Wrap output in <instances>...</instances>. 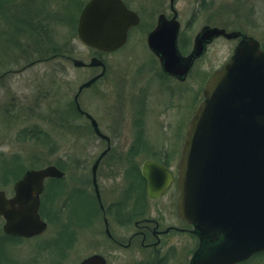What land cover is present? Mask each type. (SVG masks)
Instances as JSON below:
<instances>
[{"label": "rangeland", "instance_id": "rangeland-1", "mask_svg": "<svg viewBox=\"0 0 264 264\" xmlns=\"http://www.w3.org/2000/svg\"><path fill=\"white\" fill-rule=\"evenodd\" d=\"M86 1L15 0L14 4L9 5L31 7L37 13L38 23H46L48 17L54 21L56 13H62L67 5L72 6L74 2V5L78 4L80 7ZM127 2L138 11L141 16L140 23L132 30L130 40L124 47L104 56L109 66L105 75L78 96L82 109L98 118L100 130L111 137L112 146L116 149V158L103 161L96 171L97 188L105 201L118 199L125 189H134L137 184L143 185L138 178V168L144 158L137 157L128 164L122 153L138 129L134 124L135 117L130 112L133 99L139 96L138 99L148 104L144 128L153 151L172 148L174 143L169 140L172 139L173 130L180 131L181 125L182 130V121L188 116L184 99L161 91L158 85L155 88L156 82L147 81L152 68L149 63L150 53L144 41L145 35L155 25L159 14L164 13L167 17L172 15L168 6L169 0ZM1 4L0 0V6ZM174 7L181 24V39L186 46L187 39L202 25L208 24V21L232 26L238 19L264 46V0H175ZM61 15L58 16L62 17ZM65 32L63 28L52 25L54 44L64 41ZM230 46L231 42L216 41L197 67L210 70L219 66L227 57ZM3 47L1 45L0 50ZM78 47L80 50L81 45L78 44ZM82 50L79 57L89 62V54L93 50L87 46ZM50 63L52 61L47 65ZM19 65L21 63L2 58L0 72ZM44 67L38 64L31 69L36 75L33 79L34 87L26 85L29 72L18 78L17 75H13L15 78L10 75L9 79L0 81V168L13 167L15 172L19 171L18 176L28 168L59 165L66 176L47 180L42 196V209L47 212L49 220L46 234L26 240L22 238L14 243L0 237V264H44L45 255L48 252L51 255L52 251L53 264H78L94 252L104 256L106 264H144L149 259L146 249L139 246H131L129 249L117 247L105 237L93 189L87 185L91 178V165L95 156L105 147V143L99 142L91 134L88 124L78 116L72 99L79 85L98 73L99 69L82 68L80 65L77 68L69 66L67 69L52 65L48 69ZM35 83L38 88H35ZM175 85L179 89L184 86ZM133 86L148 91L145 94L136 93V90H131ZM30 89L34 90L35 97L29 105L30 108L26 103L20 102L25 107L17 112V107L12 104L13 98L23 95L20 93L33 95ZM173 157L170 160L174 162L176 156ZM108 162L111 163L110 167ZM165 203L164 197L146 205L149 210L161 209L162 213L172 218L175 210H171ZM96 220L98 222L93 225ZM110 227L111 233L126 243L132 227ZM196 245V238L188 234L172 235L167 245L163 246V250L167 248V264H179L188 260ZM238 264H264V254L258 257L255 254L247 262Z\"/></svg>", "mask_w": 264, "mask_h": 264}, {"label": "water", "instance_id": "water-1", "mask_svg": "<svg viewBox=\"0 0 264 264\" xmlns=\"http://www.w3.org/2000/svg\"><path fill=\"white\" fill-rule=\"evenodd\" d=\"M79 13L77 32L83 44L109 53L125 43L128 29L139 22L122 0H87ZM178 28L175 14L168 19L161 13L146 41L163 71L180 79L213 36L237 35L204 26L192 51L182 56L176 42ZM88 65L103 69L80 84L76 102L80 91L104 73L98 58L92 57ZM204 89V100L187 123L177 162L176 212L194 224L199 238L192 264H236L264 251V51L258 42L245 37ZM86 116L96 134L103 136L94 118ZM107 149L92 166L95 185L96 169ZM141 173L150 198L158 197L172 179L170 171L155 161H145ZM47 177L61 178L64 172L55 165L30 168L16 182L13 198L5 200L0 192L4 231L32 236L45 230L38 206ZM79 264H105V259L94 254Z\"/></svg>", "mask_w": 264, "mask_h": 264}, {"label": "flooded vegetation", "instance_id": "flooded-vegetation-1", "mask_svg": "<svg viewBox=\"0 0 264 264\" xmlns=\"http://www.w3.org/2000/svg\"><path fill=\"white\" fill-rule=\"evenodd\" d=\"M2 4L0 6V46L3 45L4 47L0 50V59L9 58L12 62H19L21 65L15 67V68H9L5 69L2 72H0V81H3L4 79H9L10 75L11 77L15 78L13 75H17L16 78L21 76L22 74H26L29 72V79L26 82V85H31L34 87V77L36 76L31 69L35 67L38 64L44 65V69H48L50 65L55 66L56 68H62L67 69L69 66H72L73 68L79 67L75 61H82L81 57H79V53H83V47L85 44L84 42L79 38L78 36V19H79V12L81 11L82 7L85 3H82L79 7L78 4L74 5V2L70 5H67L65 10L62 13H56L55 20H51L50 17L47 18L46 23H38L37 17H36V11L33 8H22V7H16V6H10L9 4H14L15 0H1ZM125 6L134 11L138 17L139 22L136 25H133L129 28L127 32V38L126 41H124V45H122L120 48L124 47L128 40H130V34L133 32L132 30L137 27V25L140 23L141 16L139 15L138 11L131 6L127 0H122ZM175 0H169V8L172 13L170 17H167L170 19L173 17V15H176V19L178 17V12L174 7ZM77 3V2H75ZM27 8V11H26ZM62 14V15H61ZM58 15H61L62 17H59ZM178 20V19H177ZM179 22V21H178ZM249 24V23H248ZM52 25L55 27L63 28L66 32L64 34V41H62L60 44H54L52 41ZM188 25V24H187ZM156 26L153 25L150 30L145 35V44L147 47V50L149 51L150 55V65H151V73L147 77V81L156 82V87H160L165 93H171L174 95L180 96L184 101H186L185 108L188 107V116L183 122V128L181 130L182 125L180 126V131L173 130L174 134L172 136V139L169 140V142L174 143L172 148H163L162 150L159 149V151H153L152 145L150 143L149 135L145 134V128H144V120L146 118V112H148L146 105H148L144 100L138 99L139 96L133 99V103L130 105V112L135 117V123L138 127L136 130L134 136L131 137L129 140L127 146L124 148L123 152L127 163L130 164L131 161H133L135 158L140 157L144 158L141 166L139 169L138 174H140L141 178H139L143 185L139 186L140 184H137V186L134 189L128 188L125 189L124 192H122L121 196L117 198H113L106 201L103 199L97 183L96 185L93 183V175H92V166L98 156L101 155V153L106 149V153L103 155V157L100 159L98 167L100 164L107 160L112 159V157H115L114 151L116 150L112 146V139L111 137L107 136L100 130L99 120L96 116H93L89 112L82 109L80 106V110L77 108L76 101L74 100V96L72 99V103L75 107V110L78 114V116L82 119L83 122H86L88 124V128L91 132V134L96 137L99 142L101 141L103 144L105 143V147L95 156V159L93 161V164L91 165V178L89 183L87 185L89 187H92L93 194L95 197V200L98 205V209L101 215V219L103 222V233L105 234V237L109 239V241L117 247L126 248L129 249L131 246H139V248L146 249L147 255L149 259L144 262V264H167V257L165 254V250L163 246L167 245V242H169V239L172 235H178V234H188L192 238H196L197 245L193 248L188 260H184L179 262V264H192V259L195 250L199 246V238L197 233L195 232V226L194 224L187 223L179 218V216L176 213V201L178 197V186H177V165L179 162V158L181 156V149L183 145V138L184 134L186 132V126L190 118L192 117L194 111L198 107V105L203 101L204 99V88L208 81V79L212 76V74L221 68L232 56H234V52L236 49V46H238L240 43H244L245 37H250L256 40L259 44V47L264 49V46L262 43L256 39L253 35V33H250L248 30L244 28L242 25V22L238 19L235 23H232V26L229 24H218V23H211V21H208V24L202 25L196 32L188 38V45L186 46L185 42L182 41L181 36V29H180V22H179V28L177 32V48L178 51L182 56H187L193 48L194 40L196 35L201 31V29L204 26H208L211 28H218L223 29L225 33H236L237 35L233 37H225V35L222 36V34L213 36L208 43H206L203 52L200 56L194 58V61L190 68L188 69L187 74L183 79L178 78L177 76L167 74L165 71H163L159 59L157 56L150 51L148 45H147V36L148 34L154 29ZM218 40H224L226 42H231L229 53L227 54V57L223 60V62L210 70L205 68H198L197 64L202 61V59L206 56L209 48L211 45H213ZM183 42V43H182ZM78 44L81 45L80 50L78 47ZM6 45V47H5ZM186 47V48H184ZM120 48L116 49L115 51L119 50ZM93 53L89 54V60L92 57H96L99 60H101L104 64V73L107 72L109 66L107 63V60L104 58L106 54H109V52L100 51L96 49H92ZM112 51V52H115ZM111 53V52H110ZM50 65H47L49 62H51ZM54 61V63H53ZM89 68V69H99L100 73L103 69L102 65L98 66H85L83 65L82 68ZM96 73L95 75H97ZM102 73L99 78H97L92 84H90L89 87L93 86L97 81H99L105 74ZM94 75V76H95ZM84 83V82H82ZM81 83V84H82ZM175 84H184L183 89H179L178 86ZM80 87V85H79ZM78 87V88H79ZM87 87V88H89ZM35 88H38L35 83ZM81 90V92L84 89ZM33 92V95H25L24 93H20L23 95H17L13 98L12 104L14 107L16 106L18 110H21L20 108L23 107L20 102L26 103L25 105L29 107V105L32 104V100L35 98L34 96V90L30 89ZM131 90L135 91L136 93H143L145 94L146 89L139 88L136 89V86L131 87ZM37 94L40 92V89L36 91ZM36 94V96H37ZM81 94V93H80ZM79 96V95H78ZM78 101V98H77ZM79 103V102H78ZM17 104V105H16ZM130 104V102H129ZM80 105V104H79ZM25 107V106H24ZM23 107V108H24ZM22 108V109H23ZM30 108V107H29ZM17 111V112H18ZM86 113H89L95 120L96 126L98 127L99 131L103 134V136L97 135L92 124L91 119L86 116ZM180 122V124L182 123ZM141 126V127H140ZM176 128V127H175ZM228 139H231V137H228ZM115 149V150H114ZM173 155L176 156V159L174 162L170 159H174ZM120 157V156H117ZM155 161L157 163H160L164 166L168 171H170V174L172 176V179L166 189L159 194L156 198H150L147 194V180L142 176L141 169L142 165L145 161ZM111 162V161H110ZM108 162L109 166H111V163ZM133 168L135 169L134 165ZM27 170V169H26ZM98 170V169H97ZM25 172V170H24ZM22 172V174L24 173ZM65 172V171H64ZM18 172L14 171L13 167H1L0 168V192L2 197L5 200H10L15 196V184L16 182L21 178V175H18ZM53 178L47 177L43 179V191L39 194V206H38V213L43 221L46 223V228L43 232L32 235V236H22L18 234L8 233L4 231V223H5V217L0 214V222H1V229H0V237L6 238L8 240L18 241L19 239L24 238H31L35 236H41L46 234V230L49 225V220L47 217V212L44 211L43 204H42V196L46 190L47 186V180L50 181ZM54 180V179H53ZM56 186V185H55ZM55 190V189H54ZM131 192V193H130ZM85 196V195H84ZM86 197V196H85ZM84 197V199H86ZM166 199L165 205L171 207V210L173 209L175 216L171 215L172 218L167 216L165 213H162L161 209H152L149 210L146 203L157 201L161 198ZM87 200V199H86ZM98 214V213H97ZM96 222L98 220L93 222V225H96ZM116 226L119 229H128L130 226L132 227L129 235L127 237L126 243H123L118 238L117 235L114 233H111L110 226ZM53 239V235H52ZM49 247V246H48ZM53 250V249H52ZM61 253L60 251H58ZM168 254V252H166ZM99 254L97 252L91 253L87 257ZM100 255V254H99ZM86 257V258H87ZM104 257V256H103ZM53 258V260H52ZM85 259V258H84ZM82 259V260H84ZM105 259V257H104ZM80 260V262L82 261ZM54 262V253L52 251L51 255H49V252L47 255H45L44 258V264H53ZM107 263L105 259V264ZM36 264H39L36 262ZM79 264V262H78Z\"/></svg>", "mask_w": 264, "mask_h": 264}, {"label": "trees", "instance_id": "trees-1", "mask_svg": "<svg viewBox=\"0 0 264 264\" xmlns=\"http://www.w3.org/2000/svg\"><path fill=\"white\" fill-rule=\"evenodd\" d=\"M58 167H59L60 169H62L61 166L58 165ZM138 178H141L140 174H138ZM141 179H142V178H141ZM261 254H264V252H261V253L256 254V257L260 256ZM245 262H247V261H245Z\"/></svg>", "mask_w": 264, "mask_h": 264}]
</instances>
